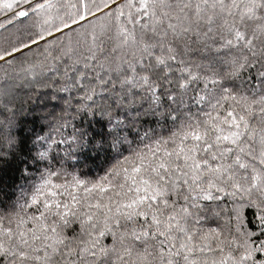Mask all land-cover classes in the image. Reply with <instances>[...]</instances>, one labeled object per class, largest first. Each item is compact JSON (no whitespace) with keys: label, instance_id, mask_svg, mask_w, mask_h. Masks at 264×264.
<instances>
[{"label":"snow or ice","instance_id":"6c2138e0","mask_svg":"<svg viewBox=\"0 0 264 264\" xmlns=\"http://www.w3.org/2000/svg\"><path fill=\"white\" fill-rule=\"evenodd\" d=\"M0 264H264V0H0Z\"/></svg>","mask_w":264,"mask_h":264}]
</instances>
